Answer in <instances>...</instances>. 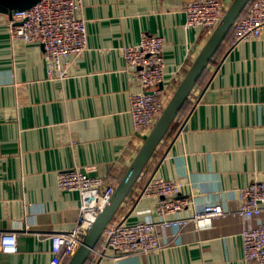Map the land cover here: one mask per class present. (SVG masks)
Masks as SVG:
<instances>
[{
    "label": "crops",
    "instance_id": "obj_1",
    "mask_svg": "<svg viewBox=\"0 0 264 264\" xmlns=\"http://www.w3.org/2000/svg\"><path fill=\"white\" fill-rule=\"evenodd\" d=\"M185 1L82 0L86 49L64 59L62 79L48 77L41 45L11 39L9 16L0 13V231L17 235V251L0 252V264H49L48 235L75 226L80 197L58 188L60 171L90 169L114 182L125 173L148 130L138 134L133 126L130 97L138 87L122 47L137 44L141 33L163 37V87L172 95L211 34L185 27ZM230 41L114 217L156 219V199L140 196L153 176L180 183L179 197L193 198L196 206L176 217L205 202L234 209L239 189L264 178V38ZM260 220L264 214L228 213L203 229L172 227L147 255L108 249L85 264H256L244 260L241 232Z\"/></svg>",
    "mask_w": 264,
    "mask_h": 264
},
{
    "label": "built area",
    "instance_id": "obj_2",
    "mask_svg": "<svg viewBox=\"0 0 264 264\" xmlns=\"http://www.w3.org/2000/svg\"><path fill=\"white\" fill-rule=\"evenodd\" d=\"M230 2L186 0L182 6L185 27L212 33ZM81 9L82 0H40L26 10L15 11L9 17V35L14 41L41 45L48 77L62 79L66 77L64 59L79 56L86 49L87 31L85 20L80 15ZM260 38H264V0H253L246 13L234 23L230 44L235 46L242 41ZM164 46L163 37L141 33L137 44L122 47L126 68L138 87V91L130 97V115L138 134L146 130L149 133L171 97L163 87ZM89 171L72 168L60 171L57 175L58 188L77 192L80 206L79 217L72 229L48 235L54 254L49 264H66L114 192L116 182L91 175ZM180 187L181 184L176 181L151 177L140 196L156 199V219L127 224L114 217L102 233L99 248L95 247L89 257L101 258L108 249L121 257L147 255L162 247L161 233L166 229L190 226L194 230L203 229L214 219L228 213L249 219L260 218L264 214V178L239 189L240 205L234 209L205 202L192 215L185 217L173 215L196 204L192 197H179ZM241 237L244 260L264 264V221L260 220L255 226L243 229ZM16 251L17 235L0 231V252L10 254Z\"/></svg>",
    "mask_w": 264,
    "mask_h": 264
},
{
    "label": "water",
    "instance_id": "obj_3",
    "mask_svg": "<svg viewBox=\"0 0 264 264\" xmlns=\"http://www.w3.org/2000/svg\"><path fill=\"white\" fill-rule=\"evenodd\" d=\"M40 0H0V13L11 17L15 11H22ZM251 0H231L222 19L212 31L197 57L185 73L177 88L166 103L158 120L153 125L142 145L122 175L109 201L98 213L81 244L66 264H85L91 252L97 246L105 227L114 218L138 177L144 170L150 157L169 131L190 93L196 86L202 73L215 56L225 37Z\"/></svg>",
    "mask_w": 264,
    "mask_h": 264
},
{
    "label": "trees",
    "instance_id": "obj_4",
    "mask_svg": "<svg viewBox=\"0 0 264 264\" xmlns=\"http://www.w3.org/2000/svg\"><path fill=\"white\" fill-rule=\"evenodd\" d=\"M252 1H253V0H251V1L249 2V4H250ZM249 4L246 6V8L244 9V11L241 13V15H240L239 18H241V17L246 13ZM239 18H238V19H239ZM232 32H233V27L231 28V30L229 31V33H228L227 36L225 37V39H224V41L222 42V44H221V46L219 47V49H221V47H223V45H225V43H226L227 41L231 40L230 37H232ZM219 49H218V50H219ZM205 72H206V69H205V71L202 73V75H201V77L199 78L197 84L201 82L202 78L204 77ZM187 106H188V100L184 103V105H183V107L181 108V110L179 111V113L184 112L185 107H187ZM117 183H118V182H116V184H117ZM99 243H100V241L98 242L97 245H99Z\"/></svg>",
    "mask_w": 264,
    "mask_h": 264
}]
</instances>
